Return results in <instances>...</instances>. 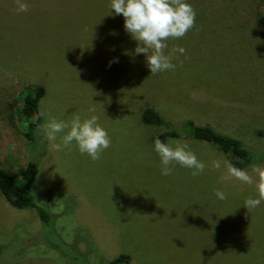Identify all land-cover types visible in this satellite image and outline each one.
Masks as SVG:
<instances>
[{
  "label": "rangeland",
  "instance_id": "374dc122",
  "mask_svg": "<svg viewBox=\"0 0 264 264\" xmlns=\"http://www.w3.org/2000/svg\"><path fill=\"white\" fill-rule=\"evenodd\" d=\"M26 2L29 11L17 14L14 0H0V166L19 177L28 160L37 161L32 194L50 221L33 208L13 207L0 192V264H108L120 253L130 256L129 264H264V202L248 211L244 202L257 196L255 186L220 181L223 169L210 165L226 154L192 137L167 138L187 141L209 167L197 177L179 165L161 175L153 136L167 127L141 120L135 79L122 74L96 85L94 68L147 67L110 0ZM187 2L196 10L195 27L169 40L166 50L180 46L186 54L176 53L175 70L153 75L155 85L160 74L167 82L143 106L157 108L173 127L189 119L215 122L264 153L258 134L264 129V0ZM248 20L259 30L249 29ZM72 64L92 68L82 74L90 90L76 88L75 81L85 82ZM38 70L48 88L42 112L65 121L73 113L99 117L112 143L98 161L75 144L56 151L52 145L62 134L50 142L40 131L35 146L26 140L17 109L33 86L25 79ZM195 90L207 97L197 99ZM216 189L228 199L219 200Z\"/></svg>",
  "mask_w": 264,
  "mask_h": 264
},
{
  "label": "clouds",
  "instance_id": "9594fccd",
  "mask_svg": "<svg viewBox=\"0 0 264 264\" xmlns=\"http://www.w3.org/2000/svg\"><path fill=\"white\" fill-rule=\"evenodd\" d=\"M17 14L29 11L26 0H14ZM110 9L116 15L124 17V29L137 41L136 54L146 56V64L152 75L168 70H175L172 62L176 53L186 54L180 46L168 49V41L183 38L195 27L196 10L187 0H110ZM89 112H95L90 108ZM46 122L38 125L39 130L50 142H55L60 135L59 143H53L56 151L71 150L73 144L81 154H87L92 161H98L101 154L111 147V137L100 122L99 117L91 115L82 118L73 113L70 120H58L48 113L41 112ZM154 150L160 158L161 175L170 176L174 167L179 165L191 169V175L197 177L209 167L200 160L187 141L159 138L154 141ZM237 163L244 161L237 158ZM210 167L223 172L220 181L227 183L238 181L241 184L254 185L257 196L248 197L244 207L250 211L264 202V164H252L246 168L237 167L224 157L211 161ZM219 200H227L228 194L220 189L215 190Z\"/></svg>",
  "mask_w": 264,
  "mask_h": 264
},
{
  "label": "trees",
  "instance_id": "16d2710c",
  "mask_svg": "<svg viewBox=\"0 0 264 264\" xmlns=\"http://www.w3.org/2000/svg\"><path fill=\"white\" fill-rule=\"evenodd\" d=\"M6 6H8V3ZM261 8L264 13V3L262 4ZM248 21L250 23L249 29L253 31L259 30L256 20ZM241 28L243 27L241 26ZM3 58H5L4 54H2L1 59ZM37 59L40 60V62L44 61L40 56ZM72 65L75 66V73L79 71V74L74 75L80 76L85 82L82 86H79L75 81L76 88L79 91L90 90L89 87L84 89L88 83L87 78H83H85L87 73L92 71V68H79L77 64ZM94 70L97 72L94 80L98 87L99 85L101 87L102 84L108 82L107 80H109L108 78L110 76L116 77L123 74L128 78L135 79L138 86V91L136 92V105L139 104V107L141 108V120L144 123L164 125L167 127L165 131L155 134L153 136V141H155L157 138L166 141L167 138L188 136L216 146L224 154H226L227 159L231 160L232 163L237 167L246 168L255 162L264 161V156H259L264 155V153H254L243 143L241 139L222 132L219 128V124H215V122L205 121L201 123L189 119L182 126L173 127L165 121L161 112L157 108L154 106H143L145 99L149 98V95L153 93H163L168 78L166 74H160V76L157 78L161 79L162 81L155 85L153 83L155 77H153V75L150 73L149 68L145 66L133 65L125 67H97L94 68ZM84 73L85 75H82ZM25 80L33 86H31L32 88L24 98L22 105L17 109V113L18 116L23 120L25 126L24 135L26 140L35 146L36 143H39L40 137L38 125H42L44 123V118L40 116V113L42 112L41 102L46 99L48 88L43 82V74L39 70L36 71L35 76H30ZM173 88L174 86L172 89H170V94H175V89L173 90ZM89 92L92 93L93 91H88V93ZM193 94L197 99H203L207 97L206 93L203 91L195 90L193 91ZM261 125H264V121L261 123ZM258 134L262 139H264V129H259ZM237 158L243 160L244 163H237ZM37 172L38 163L35 160H28L26 162L24 168L20 171L19 177L12 176L0 166V192L13 207L33 208L40 220L48 223L50 221L49 212L44 206L35 202L34 196L32 194V182ZM78 240L81 241L82 238H79ZM74 242L76 243V241ZM129 262L130 256L128 254L120 253L116 257L111 258L108 261V264H129Z\"/></svg>",
  "mask_w": 264,
  "mask_h": 264
}]
</instances>
